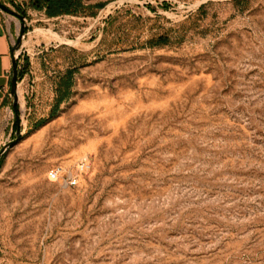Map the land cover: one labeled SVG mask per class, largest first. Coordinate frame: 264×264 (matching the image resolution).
I'll return each instance as SVG.
<instances>
[{
    "label": "rangeland",
    "instance_id": "rangeland-1",
    "mask_svg": "<svg viewBox=\"0 0 264 264\" xmlns=\"http://www.w3.org/2000/svg\"><path fill=\"white\" fill-rule=\"evenodd\" d=\"M0 1L24 16L3 11L19 75L17 110L14 93L0 107V264H264V0L56 17ZM82 156L78 185L48 177Z\"/></svg>",
    "mask_w": 264,
    "mask_h": 264
},
{
    "label": "trees",
    "instance_id": "trees-1",
    "mask_svg": "<svg viewBox=\"0 0 264 264\" xmlns=\"http://www.w3.org/2000/svg\"><path fill=\"white\" fill-rule=\"evenodd\" d=\"M31 6L38 10H44L47 16L56 17L63 14H78L82 12L88 4L84 0H31ZM104 4H97V7H102ZM95 14L96 12H92ZM167 35H160L157 38L150 40L151 45H159L168 43ZM76 68H67L66 71L59 75L56 83L55 103L50 111L49 117H54L60 110L61 104L69 99L72 94L74 85V76ZM47 118H42L36 123V127L42 125Z\"/></svg>",
    "mask_w": 264,
    "mask_h": 264
},
{
    "label": "crops",
    "instance_id": "crops-1",
    "mask_svg": "<svg viewBox=\"0 0 264 264\" xmlns=\"http://www.w3.org/2000/svg\"><path fill=\"white\" fill-rule=\"evenodd\" d=\"M13 19L7 18L0 9V107L4 106L12 95V75L14 59Z\"/></svg>",
    "mask_w": 264,
    "mask_h": 264
},
{
    "label": "built area",
    "instance_id": "built-area-1",
    "mask_svg": "<svg viewBox=\"0 0 264 264\" xmlns=\"http://www.w3.org/2000/svg\"><path fill=\"white\" fill-rule=\"evenodd\" d=\"M90 167L88 156H82L75 164L74 169H68L63 165H56L48 172V177L53 181H58L65 186H76L80 183L81 173Z\"/></svg>",
    "mask_w": 264,
    "mask_h": 264
},
{
    "label": "water",
    "instance_id": "water-1",
    "mask_svg": "<svg viewBox=\"0 0 264 264\" xmlns=\"http://www.w3.org/2000/svg\"><path fill=\"white\" fill-rule=\"evenodd\" d=\"M0 9L3 11H7L9 13H12L16 16H18L21 20L24 19L23 14L11 9L9 6H7L5 3L0 1ZM24 32V29L21 30V35L18 37V40H20L22 34ZM18 75H19V69H18V62L17 59H14V68H13V75H12V92L15 94V108L17 110L16 101L18 100V94H17V86H18ZM20 122L19 116H18V123ZM18 133H20V128L18 127L17 130ZM15 140L11 141L8 145L13 144ZM3 151H0V156L2 155Z\"/></svg>",
    "mask_w": 264,
    "mask_h": 264
}]
</instances>
